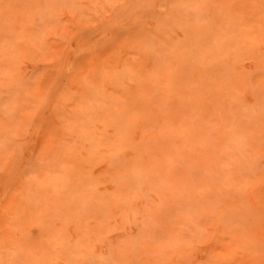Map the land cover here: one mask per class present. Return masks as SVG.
Listing matches in <instances>:
<instances>
[{
  "label": "rangeland",
  "instance_id": "1",
  "mask_svg": "<svg viewBox=\"0 0 264 264\" xmlns=\"http://www.w3.org/2000/svg\"><path fill=\"white\" fill-rule=\"evenodd\" d=\"M0 264H264V0H0Z\"/></svg>",
  "mask_w": 264,
  "mask_h": 264
}]
</instances>
